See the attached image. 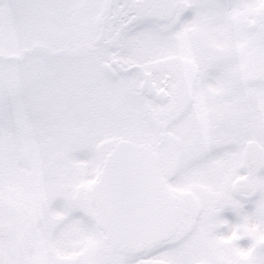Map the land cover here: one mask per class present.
<instances>
[{
	"label": "snow or ice",
	"instance_id": "1",
	"mask_svg": "<svg viewBox=\"0 0 264 264\" xmlns=\"http://www.w3.org/2000/svg\"><path fill=\"white\" fill-rule=\"evenodd\" d=\"M0 264H264V0H0Z\"/></svg>",
	"mask_w": 264,
	"mask_h": 264
}]
</instances>
